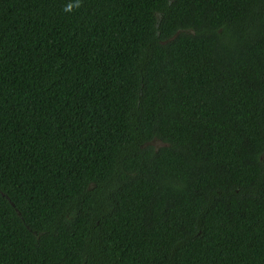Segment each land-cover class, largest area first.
<instances>
[{
  "label": "trees",
  "instance_id": "1",
  "mask_svg": "<svg viewBox=\"0 0 264 264\" xmlns=\"http://www.w3.org/2000/svg\"><path fill=\"white\" fill-rule=\"evenodd\" d=\"M0 264H264V0H0Z\"/></svg>",
  "mask_w": 264,
  "mask_h": 264
},
{
  "label": "water",
  "instance_id": "2",
  "mask_svg": "<svg viewBox=\"0 0 264 264\" xmlns=\"http://www.w3.org/2000/svg\"><path fill=\"white\" fill-rule=\"evenodd\" d=\"M19 214H20V212H19Z\"/></svg>",
  "mask_w": 264,
  "mask_h": 264
}]
</instances>
